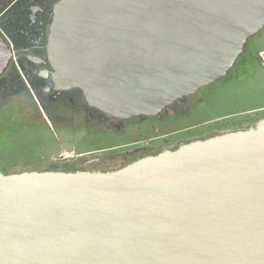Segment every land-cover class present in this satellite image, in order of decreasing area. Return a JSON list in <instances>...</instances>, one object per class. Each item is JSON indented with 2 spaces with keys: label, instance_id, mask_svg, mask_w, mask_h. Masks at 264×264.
Returning a JSON list of instances; mask_svg holds the SVG:
<instances>
[{
  "label": "water",
  "instance_id": "1",
  "mask_svg": "<svg viewBox=\"0 0 264 264\" xmlns=\"http://www.w3.org/2000/svg\"><path fill=\"white\" fill-rule=\"evenodd\" d=\"M264 0H64L58 89L122 121L225 78ZM12 51L0 33V76ZM0 264H264V119L113 172H0Z\"/></svg>",
  "mask_w": 264,
  "mask_h": 264
},
{
  "label": "rangeland",
  "instance_id": "2",
  "mask_svg": "<svg viewBox=\"0 0 264 264\" xmlns=\"http://www.w3.org/2000/svg\"><path fill=\"white\" fill-rule=\"evenodd\" d=\"M256 51L263 52L259 58L264 62V30L249 40L228 76L191 97L192 109L187 116L176 120L163 118L159 121L153 118L138 122L129 126V133L124 137L92 124L78 127L53 121L44 124L32 109L12 100L0 110V170L14 168H9L7 173L0 172H77L83 168L78 161H71L74 149L81 153L139 141V145L131 148L130 159H137L161 153L163 145L177 140L171 133L182 129L186 130L176 132L178 138L190 139L204 137L214 131L246 130L248 128L244 127L252 120L264 117V64L256 58ZM154 127L160 131L154 130ZM155 138L158 139L153 140ZM155 144L163 145L156 147L153 146ZM137 149L143 152L135 154ZM122 154L120 151L112 161L94 170L111 172L120 169L128 162L122 160ZM98 155L107 160L111 158L101 154L88 157Z\"/></svg>",
  "mask_w": 264,
  "mask_h": 264
},
{
  "label": "flooded vegetation",
  "instance_id": "3",
  "mask_svg": "<svg viewBox=\"0 0 264 264\" xmlns=\"http://www.w3.org/2000/svg\"><path fill=\"white\" fill-rule=\"evenodd\" d=\"M63 1L64 0H0V33L12 51L10 64L6 71L0 76V110L10 101H18L22 106L32 109L33 113L38 115L44 124H48V122L50 123L51 121L64 126L68 125L73 127L89 126L92 124L96 127L106 128L107 131L111 132L113 135H119L121 137L129 133L130 125H135L138 122L153 118L159 121L163 120V118H167V120H176L190 113L192 104L189 100L192 96L178 101L163 111L160 116L122 121L90 106L81 89H58L53 79L54 70L49 59L47 47L55 16V9ZM261 53L263 52L256 51V58L260 61L261 58H259V56H261ZM261 62L264 64L263 61ZM168 110H171L169 114H167ZM262 119H264V117L252 120L250 124L244 128L249 129L255 127ZM154 130L160 131L157 127H154ZM180 131L176 132L180 133ZM176 132L171 133L172 137H174V135L177 137L176 141L165 145L160 144V146L163 145L161 148L162 152L165 150H175L181 145L192 141L205 140L225 134L221 133V131H214L205 134L204 137L190 139L191 137L178 138L179 135ZM71 138H69V140ZM157 139L158 138H155L153 140ZM139 144V141L128 142L110 148L96 149L81 153H78V151L74 149L72 151L71 161H78V163L81 164L83 169H79L77 172H108L94 169L101 164H106L109 160L112 161L114 159L113 156L121 151L123 153L122 160H128V162L120 168L122 169L141 158L154 156L146 155L138 157L137 159H130L132 157L131 148ZM153 146L160 147L156 144ZM141 151L143 152V150L137 149L134 153L139 154ZM96 154H101L103 156L109 155L111 158L108 160L103 159L100 155L89 158Z\"/></svg>",
  "mask_w": 264,
  "mask_h": 264
},
{
  "label": "trees",
  "instance_id": "4",
  "mask_svg": "<svg viewBox=\"0 0 264 264\" xmlns=\"http://www.w3.org/2000/svg\"><path fill=\"white\" fill-rule=\"evenodd\" d=\"M9 168H14V167L1 168V170H2V172H4V173L6 172V173H7L8 171H10ZM1 170H0V171H1Z\"/></svg>",
  "mask_w": 264,
  "mask_h": 264
}]
</instances>
